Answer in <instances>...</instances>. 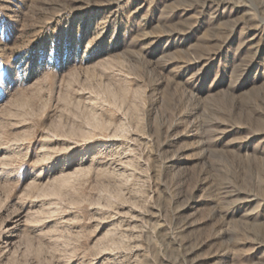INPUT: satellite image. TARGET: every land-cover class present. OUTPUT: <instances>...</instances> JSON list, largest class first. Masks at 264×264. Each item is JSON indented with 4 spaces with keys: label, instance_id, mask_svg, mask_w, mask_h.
<instances>
[{
    "label": "rangeland",
    "instance_id": "obj_1",
    "mask_svg": "<svg viewBox=\"0 0 264 264\" xmlns=\"http://www.w3.org/2000/svg\"><path fill=\"white\" fill-rule=\"evenodd\" d=\"M0 264H264V0H0Z\"/></svg>",
    "mask_w": 264,
    "mask_h": 264
}]
</instances>
